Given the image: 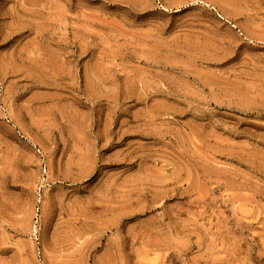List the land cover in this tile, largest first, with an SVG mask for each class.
<instances>
[{"label": "rangeland", "instance_id": "rangeland-1", "mask_svg": "<svg viewBox=\"0 0 264 264\" xmlns=\"http://www.w3.org/2000/svg\"><path fill=\"white\" fill-rule=\"evenodd\" d=\"M0 264H264V0H0Z\"/></svg>", "mask_w": 264, "mask_h": 264}]
</instances>
